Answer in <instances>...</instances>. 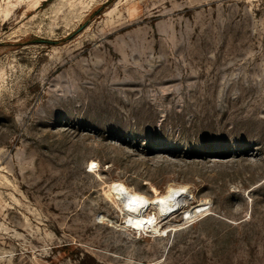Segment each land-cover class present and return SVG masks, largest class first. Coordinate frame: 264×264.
Wrapping results in <instances>:
<instances>
[{
    "label": "rangeland",
    "instance_id": "rangeland-1",
    "mask_svg": "<svg viewBox=\"0 0 264 264\" xmlns=\"http://www.w3.org/2000/svg\"><path fill=\"white\" fill-rule=\"evenodd\" d=\"M0 264H264V0H0Z\"/></svg>",
    "mask_w": 264,
    "mask_h": 264
},
{
    "label": "bare ground",
    "instance_id": "bare-ground-1",
    "mask_svg": "<svg viewBox=\"0 0 264 264\" xmlns=\"http://www.w3.org/2000/svg\"><path fill=\"white\" fill-rule=\"evenodd\" d=\"M152 192L153 197L149 198L142 193L134 191L124 183L116 186L113 191V202L123 215V226L131 229L136 234L160 233L161 221L172 215L181 204L186 205L190 199L189 195H186L187 197L183 196L188 193L186 186H168L162 194H158L152 188ZM178 196L185 197L187 201L182 202L180 200L178 202ZM151 207H153V212H147V209ZM197 208H193L188 215H193L195 211V213H198L203 210L202 208Z\"/></svg>",
    "mask_w": 264,
    "mask_h": 264
},
{
    "label": "water",
    "instance_id": "water-1",
    "mask_svg": "<svg viewBox=\"0 0 264 264\" xmlns=\"http://www.w3.org/2000/svg\"><path fill=\"white\" fill-rule=\"evenodd\" d=\"M181 198V196H178L177 200H179Z\"/></svg>",
    "mask_w": 264,
    "mask_h": 264
},
{
    "label": "trees",
    "instance_id": "trees-1",
    "mask_svg": "<svg viewBox=\"0 0 264 264\" xmlns=\"http://www.w3.org/2000/svg\"><path fill=\"white\" fill-rule=\"evenodd\" d=\"M99 9H100V8H99ZM94 13H95V12H94ZM94 13H93V14H94Z\"/></svg>",
    "mask_w": 264,
    "mask_h": 264
}]
</instances>
